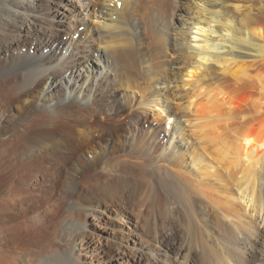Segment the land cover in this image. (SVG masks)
I'll return each mask as SVG.
<instances>
[{
	"label": "bare ground",
	"instance_id": "1",
	"mask_svg": "<svg viewBox=\"0 0 264 264\" xmlns=\"http://www.w3.org/2000/svg\"><path fill=\"white\" fill-rule=\"evenodd\" d=\"M117 1L91 10L93 0H58L54 24L44 26L40 14L50 11L40 0L29 8L0 0V111L8 116L0 122V264H92L79 249L72 254L75 240L87 236L89 210L106 204L117 217L127 210L126 192L154 187L169 201L167 214L156 201V216L168 215L173 232L179 226L186 234L179 247L186 261L262 264L264 0H184L177 23L146 28L137 25L138 0ZM162 3L153 11L163 12ZM90 21L95 29L79 32ZM34 40L65 50L7 56ZM70 47L71 60H62ZM244 83L252 89L236 99ZM120 90H129L125 100ZM138 112L173 144L147 155L158 157L155 166L132 169L113 153ZM121 170L137 181L107 175ZM121 242L111 251L115 260H137V250Z\"/></svg>",
	"mask_w": 264,
	"mask_h": 264
},
{
	"label": "rangeland",
	"instance_id": "2",
	"mask_svg": "<svg viewBox=\"0 0 264 264\" xmlns=\"http://www.w3.org/2000/svg\"><path fill=\"white\" fill-rule=\"evenodd\" d=\"M17 1L20 4H22V8L27 7V6L29 8V4L30 6L31 5L35 6L37 0H17ZM118 1H119L118 5L120 6L121 1L120 0ZM146 1L149 2L148 5H151V4L153 5L150 8H148ZM40 2L43 4V6L47 8L48 11H50V13L48 15L41 13L39 23L42 25L44 24V26L45 25L47 26L45 22L49 23L52 21V24H54L53 13H51V11H53V9L57 7L56 2H58V0H40ZM162 2L161 0H152V1L151 0H138L139 5L141 4V6L138 5V9L135 12L137 15L136 16L137 25H140L142 28H146V27L152 26V24H158L162 20L163 22L166 23V25H171L172 22L177 23L178 18L176 17V14L180 12V9L178 7L181 6V4H185V1L177 0V3H175L174 0H163ZM80 3L76 1V5L78 6V9L81 8ZM161 3L162 4L166 3L164 4L166 8L163 11L164 13L160 11H157V12L153 11L154 9H157L156 6H159ZM175 5H178V6L176 7ZM101 7L102 6H101L100 0H93L92 5H89L87 9L90 8L92 10L93 8H95V9L100 10ZM87 9L83 12V15H86L88 13L89 10ZM170 12H172V14ZM90 18L94 20L93 16ZM64 21L65 23L68 24L67 19H65ZM88 23H89L88 25H84V24L79 25L78 27L79 32L85 31L86 27H90L92 28V30L95 29V26L91 21ZM68 26H69L68 28L66 27L67 30H69L70 27H71L70 29L72 30L73 27L71 25H68ZM144 35L148 36V34L146 33ZM43 37L44 36L42 34V38ZM62 38L63 40H65L67 38V35H63ZM32 42L33 44L18 43L16 46H14L13 48L14 51L12 50L11 53H7V56L13 59V57H15L16 55L17 58L20 59L23 57L37 55L39 54V52H42L44 55H47L53 49L59 50L60 52L65 50L63 46L62 48H60L61 45H59L57 41L51 44L50 46L45 45L43 42L41 43L35 42V40ZM70 49L71 47L65 51L64 53L65 59L63 58L62 60H65V61L71 60L68 57ZM172 57L173 55L171 56V58ZM86 58L89 59L90 57H86ZM91 58L93 60L91 61L92 64H94V66L96 67L94 70V73L96 71V73L99 74L101 69L98 68L100 67V65L98 64H101V63H98L96 56L95 57L92 56ZM57 63L58 61L56 62V64ZM66 79L72 81L73 77L68 76V73H66ZM66 79L65 78L61 79L63 87L66 86V83H65ZM244 84L245 86H243ZM244 84L242 85V88L240 86V89L242 90L239 89L240 93L238 91V94H239L238 96H240L241 94L244 95L247 89H248L247 91L252 89L251 84H248V83H244ZM172 85H173L172 83H168V86L170 88L172 87ZM94 88H95V85L93 87V90ZM128 93H129V90H120L119 92L123 100H125L124 97H126ZM243 95H241L239 98L237 96L236 99H243L245 97ZM91 102L92 101H90V103ZM172 103L175 104L176 102L173 101ZM120 108L122 112H124L125 106L121 105ZM5 117H8L7 114H4L3 112L0 111V122ZM14 118H16L15 115H14ZM136 118L130 124L131 126L129 125L127 126L128 127L127 130H125L126 136L123 137L124 142L122 141L120 144H118V148L115 149V152L113 154L120 156V157L118 156V160H120L118 162H121V165L126 166V167L128 166L130 168L133 167L132 169H137L139 167H142L144 162L146 163L151 162L155 166L156 161L158 160V157L155 156L156 158H153V157L151 158V157H148L147 155L151 153H153L154 155H158L162 151L167 152L170 150L173 142L169 145V143L167 142V136H165V134L162 131L159 134V133H156L155 131H152V129L149 128L150 118L145 117L140 112H138V115H136ZM122 120L124 119L122 118ZM154 125L158 126V123L156 122L154 123ZM177 139L178 138L176 137L175 140ZM191 139L192 138H190L189 142H186L187 145L185 144L186 145L185 147L191 144V141H192ZM178 146H179V149H182V150L185 149V148H182L183 145L181 146L179 143H178ZM147 169L150 170V167H148ZM134 173L127 172V171L125 172L124 170L123 171L121 170L120 172L109 171V174L107 175L110 178L115 176L116 178L122 177L124 179L137 181V175H134ZM77 176L79 177L80 173H77ZM149 177L150 176L147 177V180H148L147 183L149 184V186L150 184L153 186L155 182L152 177L151 178ZM72 178L74 179V177ZM150 190L152 191V194ZM150 190L146 189V191H142L143 193H141V191H138L137 192L138 194L133 193L131 191L126 192L125 196H126V200H128L127 210L123 211L117 217L115 216V213L112 212V209L109 206H106V204H100L97 207V210L90 209L88 212V215L85 217L87 236L83 237L81 242H79L77 239L75 240L73 244V248H72L73 256H77L78 254L77 250L79 249L80 259L82 260V262L84 261H86L87 263L93 262L92 264H119V262L115 260V256L113 255L115 253L113 252L111 253V251L113 249L114 243L122 241L121 243L123 244L121 245H125V246L129 245V247H134V249L137 250V252H134L136 254L135 259L137 260H130V262L127 264H159L158 261L156 263L154 262L155 257L165 260L167 262L166 264H170V263L171 264H181L182 261L186 262L187 264H199L198 262L189 263V260L186 261V258L184 257V253H182L181 252L182 250L179 249V247H181L182 245H187V242L185 241L186 234L183 231L181 232V229L179 228V226L178 227L175 226L176 227L175 229L176 230L178 229V231H176V233L173 232L174 227H172L173 225L171 221L169 220V218L167 217L168 215H166L167 214L166 209L168 207L166 206V204L168 205V202H169L167 200V197L163 196V194L156 197L157 191L155 187ZM55 196H57L56 193H55ZM156 201L157 202L161 201L162 208H163L162 211H164V213L166 212V214H164L163 216L157 217L155 214ZM207 230L211 231V229H208V228ZM209 231L207 233H209ZM167 241L172 242V243L174 242L172 244L173 247L171 246V249H167V252L164 253L165 255L161 256L160 252H162L161 250H163V248L165 249L164 245ZM209 241H211V243L213 244L214 243L217 244L215 239L212 240L211 238V240ZM151 250H154L153 254H151ZM151 257L153 258L151 259ZM259 257L261 259L259 260L260 263L264 264V255L259 256ZM229 263L235 264V262H233L232 260H230Z\"/></svg>",
	"mask_w": 264,
	"mask_h": 264
}]
</instances>
